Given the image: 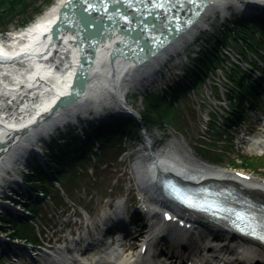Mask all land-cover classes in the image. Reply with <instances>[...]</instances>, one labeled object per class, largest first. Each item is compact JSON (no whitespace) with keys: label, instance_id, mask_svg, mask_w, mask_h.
Instances as JSON below:
<instances>
[{"label":"bare ground","instance_id":"obj_1","mask_svg":"<svg viewBox=\"0 0 264 264\" xmlns=\"http://www.w3.org/2000/svg\"><path fill=\"white\" fill-rule=\"evenodd\" d=\"M62 0L54 1L52 4L48 5L46 9L39 14L38 19L36 21V26H32L30 28L24 29V32L22 33L23 37L26 39L18 41L19 46H17V50L15 51V54L19 55H29L31 58L35 59L38 56L51 55L50 59L52 61V64L57 63L62 71H65L67 73L59 74L57 76L54 75V70H57L58 67L53 70L50 67H43L41 65H37V68L33 73H31V69L29 71V74L22 73V71L17 70L16 68H8L4 67V70L1 71L3 68L0 69V73L3 74L1 77L3 79H6L9 74H14L16 77H18V81L12 82L9 81L7 83V86H3L1 89L3 91H9L11 94L16 93L15 89L18 85V88L20 91H22L20 94H23L27 97L26 101H31L34 99L33 97L35 95H39L43 92L46 93V95L49 94L50 89L49 86L56 82V87H59L58 89H66V83L69 81L70 77L69 74L75 71L76 67V58L78 55L76 44L73 46L70 41L73 39L75 41V35L68 31L67 34L63 33L62 30H58L57 33L60 36L61 33H63L62 37L64 40H59L56 43V46H58V49H55L54 52L47 53L46 51H42V47H47L48 44L46 42H43V39L38 38L37 34L40 30H43L45 27L48 26V24L53 21V19H58V16H56L58 9L60 7ZM242 1V0H239ZM245 2H248L247 0H243ZM227 2V0H210L208 6L199 14L196 21L192 24V26L183 32L180 36H178L176 39L172 40L170 44H168L163 49H160L158 53L149 60L145 61L143 64L139 65L135 68H130L131 63L130 62H124L121 60L120 57H115L113 62L109 60H105V57L99 61V45L97 46L95 50V59L93 60V64L89 69V73L85 78L84 81V89L82 91L83 93V99L82 100H76L75 103L69 104V106L61 108L57 113V115L52 116L49 119H46V121L40 123L39 125L35 126V128L29 132L27 135H23L18 137V139H12L13 146L6 148L4 146H0V156L3 154L2 161L0 163V178L3 176L5 168L10 165V163L22 152H24L26 149L29 148V146L32 143V140H34L37 137H41L44 135V133L50 129V127H53L55 123L62 121L65 119V116L71 115L76 110H84L86 111V107L88 105L92 106L95 105L98 108H106V106L113 105L114 108L123 109L125 108V94L127 92V89L130 85H133V83H137L139 80L143 79L147 75L153 74L154 70L162 66L164 63L168 61V59L177 53L178 49L180 48L182 42L186 40H190L192 36L196 34V32L202 28V26L205 25L207 21L208 14L215 11L217 7H220L223 9L224 4ZM72 36V37H71ZM125 34H123V37ZM115 39L121 38L120 34H116L113 36ZM51 46V45H50ZM53 45L51 46V48ZM32 59V60H33ZM18 69L22 68L21 66H17ZM114 69H117L116 72L112 73ZM112 70V71H111ZM53 71V72H52ZM28 72V71H27ZM44 74V75H43ZM53 74V75H52ZM8 75V76H7ZM40 75V76H39ZM48 76L52 75V80H50V83L44 84V85H35L36 82H39L40 78L42 76ZM14 76V77H15ZM39 79V80H38ZM23 81L25 83H23ZM33 81V82H32ZM32 84V86H31ZM108 85L109 89L107 87L104 89V86ZM31 86V88H30ZM40 87V88H37ZM81 93V94H82ZM45 95V96H46ZM15 97V96H14ZM10 95L8 96H2V93H0V139H2L5 136H9L11 134V131L8 129V127L15 123L6 122L10 118L17 119L19 113L12 109L11 105L9 104ZM52 99V97H46L44 100L47 102ZM21 109V108H20ZM12 110V111H11ZM24 118V117H23ZM23 120H21L22 122ZM251 145L253 146V150H261L264 149V135L260 136L259 138H255L251 141ZM8 147V148H7ZM134 154H138V157H135V160L133 162V173H135L140 181H137L136 184L140 189L145 190L146 194L150 197L149 202H153L155 205L164 206L167 208H171L174 210L176 214H181V218H185L186 221L189 220L193 216L192 213H180L181 210L172 203V201L164 196L162 193H160V189L157 186L154 178V174L149 170V167L145 161L146 156L141 154L138 150L133 151ZM156 164H159L161 166V170H165L168 168V161H176L178 166L174 167L176 171L184 172L185 170L190 169H200L203 171H212L215 174L219 175V178H222L226 181H235L237 182L238 187H243L247 192L256 194V195H264V180L250 174H243L236 171H230L226 168H223L224 166L222 164H218L219 166H211V164L208 163L207 160L204 159V163L202 164H185L181 163L180 160H178L175 155H170L169 157L164 158H157L155 160ZM14 162V161H13ZM183 167H182V166ZM184 169V170H183ZM140 201L143 205H145L146 200L140 198ZM152 203V205H153ZM148 212H152L151 207L147 206ZM154 212V211H153ZM158 215V214H156ZM166 230V229H164ZM139 236H143V233H139ZM137 238V239H138ZM64 252L67 253L65 247H62ZM261 253L264 256V249H261ZM135 255V253L132 254H119L115 251H107L102 252L99 254V257H97L98 261L103 262H113V264H128L131 262V258ZM55 262V263H53ZM79 262V263H78ZM41 264V263H40ZM46 264V263H42ZM48 264H72L71 262L63 259H50ZM77 264H85L83 262H80V260H77Z\"/></svg>","mask_w":264,"mask_h":264},{"label":"rangeland","instance_id":"obj_2","mask_svg":"<svg viewBox=\"0 0 264 264\" xmlns=\"http://www.w3.org/2000/svg\"><path fill=\"white\" fill-rule=\"evenodd\" d=\"M54 1L55 0H39L38 3L41 6V10L35 12L33 17L39 14V12L41 13ZM236 3L238 4V2ZM239 6H242V4ZM239 6L228 0L226 4H224L223 9L219 7L217 11L215 9L214 12L208 14L205 25L202 26L190 40L182 42L177 53L170 58H174L177 54L185 55L186 50H188L186 49L187 46L193 48L194 39L199 35L201 30L205 28H207L205 30L212 29L214 25L217 24L218 20L220 21L223 19L224 14L236 12ZM13 26L14 25L10 26V28ZM228 49H226V51H228ZM171 59H168L167 62H170ZM183 59L185 64V58ZM243 64L244 63H242V65ZM214 75L217 78L219 76L217 73H214ZM172 76V73L167 74V77L163 78V81L165 82L168 78L171 79ZM208 81L209 84H221V82L215 80L214 77H210ZM206 84L207 85L201 84L197 92H192L188 97L182 98V100L174 105V111L171 110L172 113L170 115L171 119H173L172 123L166 120L163 124L160 123L161 125L156 123V125H152L151 127L152 132L157 136L163 137L168 143L175 145L180 151H185L190 154L193 153L196 156L198 153L197 150L204 154L205 151H207V154H205L207 157H212L211 152L217 151L220 155L216 156V158H214L215 156L212 157L213 160L222 163L227 170L245 171L250 175L264 179V154L249 150V148H242L240 146L241 143H237L236 140L235 142L230 140L228 135H226V137L220 135L217 129L215 130L216 132L210 133L211 135L209 138L211 141L203 136V132L208 126L206 113L210 112L215 114L217 110L214 106L217 102L215 94L212 93L207 82ZM132 86L128 88V92L131 90ZM156 91L159 92L158 89ZM130 98L129 96V99ZM132 102H134L133 106L136 109L143 110V97L133 98ZM126 103L128 104L129 102L127 101ZM126 106L130 109V105ZM161 111L163 110L161 109ZM132 126L133 124L131 127ZM121 150H123L122 147H117L110 155H107L103 159L96 158L95 160L92 158L82 165L79 172L70 171L68 174L61 176L63 177L61 178L62 184L66 185L68 189L67 195L62 196L56 187L53 186L51 189L53 193L51 197L44 199L38 206L37 213L34 214L36 221L33 223L35 226V233H31L30 230L24 226H19L22 228L19 229L22 232L21 234L30 233L32 236L37 234L38 236H42L43 239H45L46 236H56V234L49 233L50 231L48 230L50 226L54 227V230H56L60 226H63V222H65V224L74 228L76 224L78 225V223H81L84 219L88 220L89 216L92 219L95 218L100 209L107 207L110 201L115 197L121 195L126 197L127 193H129L128 196H132L133 199H135V193L139 191L132 169L135 158L128 155L130 152L128 148H126L125 152H122L121 155L117 156ZM241 158H244V160ZM251 162L252 164H250ZM76 168L79 169L78 167ZM27 207L29 208L30 206L28 205ZM62 215H64V218H62ZM67 221L68 223H66ZM73 224H75V226ZM138 228L140 229L141 227ZM0 231L11 234L14 233V227L2 229ZM25 247L29 249L30 246L26 245ZM17 260L18 261L15 263H11L8 257H4L0 264H19L22 261L20 257H17Z\"/></svg>","mask_w":264,"mask_h":264},{"label":"water","instance_id":"obj_3","mask_svg":"<svg viewBox=\"0 0 264 264\" xmlns=\"http://www.w3.org/2000/svg\"><path fill=\"white\" fill-rule=\"evenodd\" d=\"M173 2L169 8L163 0H65L58 9V19L51 25L48 33L51 42L58 40V30L67 34L68 29L74 33L76 39H72L70 43L73 46L76 44L74 47L77 48L78 55L69 87L70 93L60 95L50 110L69 106L83 95L84 81L95 59V50L100 43L109 44L114 31L121 38L114 39L111 43L113 47L107 51L108 60L113 62L118 56L135 68L153 58L160 49L188 30L201 14L204 5L201 2L198 8L192 10L191 18L176 29L165 31L170 16L177 17L179 14L177 9L169 10H173L180 1ZM106 87L109 89L108 85L104 86Z\"/></svg>","mask_w":264,"mask_h":264},{"label":"trees","instance_id":"obj_4","mask_svg":"<svg viewBox=\"0 0 264 264\" xmlns=\"http://www.w3.org/2000/svg\"><path fill=\"white\" fill-rule=\"evenodd\" d=\"M39 0H0V31L6 30L10 28L12 25H20L27 22L29 19L33 18L34 13L41 10V6L38 3ZM257 17H262V19H253L248 20L246 23L237 21L234 23V26L236 27V35L240 39H242L249 47L255 49V48H262L264 43V34L260 35V38H256L255 33L253 32L252 28L258 29L263 31L264 30V11L261 15ZM256 18V17H255ZM231 32V29H228V33ZM211 36L209 33L202 31L199 35V38L197 39V45L200 47V51H197V58L195 59V65L193 66V69L186 67L184 70V73L181 74V78L179 80H174L169 85V90L172 93H177L178 96H182L185 94L186 91H189L191 89H197L199 83L205 78V73H209V70L214 69V65H218L220 61L225 62L221 54L225 53L221 49V45H229V42L227 40L226 36H219L221 38L217 39V41L212 45L210 49H206L203 45V43L206 41L211 42ZM234 39V38H233ZM234 42L238 44V46L242 48V45L234 39ZM236 67L239 68L238 65ZM237 68V69H238ZM232 69V68H231ZM236 69V70H237ZM235 71V69H233ZM264 72V70H263ZM233 81V80H231ZM244 81V79H240V81H236L235 84L240 85V82ZM257 85V81L251 80L250 84H245L242 86V97H249V98H256L258 97L257 90L253 88L252 85ZM258 87V85H257ZM258 89H260L258 87ZM229 90L232 92L237 93V95L240 94V92L236 88L229 87ZM167 94V93H166ZM174 102H178V98L174 96L173 98ZM241 104H243V101L241 100ZM161 109L163 111H161ZM171 110L174 111V105L169 103L167 99L162 95H155L150 94L146 97L144 100V109L141 111L143 119L145 123L156 125L163 124L166 121L169 123L173 122V119H171ZM239 110V111H237ZM156 111V112H154ZM243 110L240 106H236V110L234 113H232L234 119L239 120V117L242 116ZM246 114V113H245ZM121 121H125V119L120 118ZM229 121V120H227ZM131 123V121H130ZM161 123V124H160ZM109 128L112 130H117V132H107V135L113 137L117 133H122L120 124L118 125H109ZM116 142V141H115ZM115 142H112V139L105 140L104 138L100 139V147L103 151L111 150L115 145ZM68 147V153L63 154V160L62 163L60 162V159L58 161H54L56 164L60 166H64L65 162L67 161H81L82 159L75 156V154H79L74 149V144H67ZM85 145L90 146L91 143H85ZM212 156L216 158V156L220 155L219 152H211ZM97 155V154H96ZM99 157V155H97ZM248 159V158H246ZM84 160V159H83ZM82 160V161H83ZM250 160V159H248ZM252 164V162L250 163ZM76 171V170H74ZM69 171H66L65 169L61 170L58 173L59 180L61 181V176L68 174ZM39 174L47 180L48 183H50V179L42 172L40 171ZM63 188L66 192H68V189L66 185L62 184ZM46 193L49 194V190L46 189ZM32 208L37 206V203H31ZM7 216H10L12 220L16 223L14 226V235H16L19 238H23L24 240L28 242H36L31 236L25 234H21V230H19L22 224V221H19L14 216L6 213ZM28 228L27 226H24ZM22 229V228H21ZM24 233V232H23Z\"/></svg>","mask_w":264,"mask_h":264},{"label":"snow or ice","instance_id":"obj_5","mask_svg":"<svg viewBox=\"0 0 264 264\" xmlns=\"http://www.w3.org/2000/svg\"><path fill=\"white\" fill-rule=\"evenodd\" d=\"M189 2L192 3L193 0H189ZM195 2H197V3H201V2H203V0H195ZM198 14H199V13H197V15H198ZM188 22L191 23V21H188ZM253 234H257V233H253ZM258 235H259V238H260V239H264V232H261V233H259Z\"/></svg>","mask_w":264,"mask_h":264}]
</instances>
